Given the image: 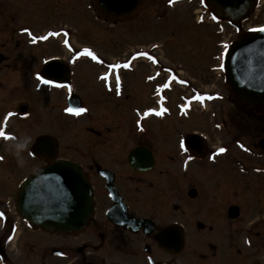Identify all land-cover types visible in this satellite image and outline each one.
I'll use <instances>...</instances> for the list:
<instances>
[{
	"label": "flooded vegetation",
	"instance_id": "af4514ba",
	"mask_svg": "<svg viewBox=\"0 0 264 264\" xmlns=\"http://www.w3.org/2000/svg\"><path fill=\"white\" fill-rule=\"evenodd\" d=\"M142 1H138L136 9ZM186 2L201 7L206 4V0H173L171 4L164 0L163 14L173 5ZM135 10L121 17L130 16ZM32 29L25 24L20 30H10L25 35ZM36 36L40 45L44 34ZM57 58L62 61L55 62L56 70L46 71L42 61L36 72L38 92H62L57 117L69 120L66 123L72 126L87 121V134L77 140L69 157L57 156L61 149L57 134H44L39 139L53 137L57 143L56 160L80 168L91 187L93 212L80 231L55 233L61 235L62 241L68 238V245L49 252L40 248L37 264H177V258L187 253L199 264H264L263 114L261 124L245 125V110L234 108L237 97L230 92L227 99L233 108L213 112L209 136L200 131V124L197 128L183 124L200 122V103L193 107L195 101L200 102V94L180 95L176 108L172 98L152 94L150 104L141 107L137 99L130 106L133 124L129 129L127 126L126 134H121L120 129L126 124L108 126L109 121H117L113 117L119 118L109 115L108 102H103L101 119L92 122V105L78 91L74 77V67L80 60ZM93 63L104 69L96 76L105 91L103 95L109 96L110 101L122 97L129 101L123 84L109 89L108 76H104L109 64L105 66L102 58ZM46 79L67 82V86L57 87L46 83ZM73 94L79 97L75 98L76 103L70 102ZM185 100L192 102L189 107L180 108ZM79 103L85 111H65L77 108ZM194 112L199 113L196 120ZM255 112H259L256 107L249 110ZM117 113L121 115L120 110ZM191 135L193 138L188 139ZM220 148L225 151L219 152ZM10 211L0 232V264H15L9 259L14 241ZM178 236L184 239L180 253L172 254L162 247ZM161 255L167 258L162 259ZM45 256L52 260L44 262Z\"/></svg>",
	"mask_w": 264,
	"mask_h": 264
},
{
	"label": "rangeland",
	"instance_id": "374dc122",
	"mask_svg": "<svg viewBox=\"0 0 264 264\" xmlns=\"http://www.w3.org/2000/svg\"><path fill=\"white\" fill-rule=\"evenodd\" d=\"M163 1L143 0L132 15L114 17L100 8L98 0H0V127L11 134L7 139L0 136V157L3 158L0 159V210L8 214L7 205H10L9 213L16 229V238L9 249L11 262L37 264L40 248L49 252L51 248L68 245V238L62 241L59 234L38 230L17 211L18 186L47 164L43 157L32 154L37 139L44 134H57L61 146L57 156L69 157L77 140L87 134V121L72 126L66 123L69 120L58 118L57 105L63 100L62 92H37V81L32 76L41 69L43 60L60 56L67 61L73 54L79 57L85 49L104 59L105 66L107 63L110 66L107 68L109 89L123 84V93L129 101L123 97L110 101L109 96L103 95L105 91L101 90L102 84L96 81V76L104 69L90 58L74 67V77L78 91L92 105V122L101 119L103 102H108L109 115L119 116L113 117L117 121H109L108 126L126 124L120 129L121 134H126L133 124L130 106L137 99L141 107L150 104L152 94L172 98L174 108L180 102L179 95L200 94V102L193 103L194 108L200 103V116L194 112V120L199 116L200 122L183 124H200V131L209 136L213 130V112L233 108L227 99L231 91L225 71L220 70L223 65L217 59L225 44L230 48L245 33L264 27V0L258 1L238 28L217 19L206 4L201 7L186 2L163 14ZM197 10H203L200 24H197ZM25 24L33 31L18 35L10 30H20ZM37 34H44L40 45ZM125 64L129 66L124 67ZM22 107L27 108L24 114L20 111ZM234 108L245 110L242 113L247 119L245 125L261 124L264 106L256 107L259 112L254 114L249 113L253 108L249 105L238 103ZM1 217L0 232L3 230ZM49 259L45 256L44 262ZM177 259V264H199L190 253Z\"/></svg>",
	"mask_w": 264,
	"mask_h": 264
},
{
	"label": "water",
	"instance_id": "95a60500",
	"mask_svg": "<svg viewBox=\"0 0 264 264\" xmlns=\"http://www.w3.org/2000/svg\"><path fill=\"white\" fill-rule=\"evenodd\" d=\"M138 1L98 0L106 13L117 16L132 12ZM208 3L218 17L239 24L249 15L255 0H208ZM47 67L58 69L53 63ZM226 67L231 88L239 99L254 106L264 105V28L245 36L233 46ZM50 144L55 148L52 142ZM38 146L39 143L35 149ZM91 197L90 186L78 166L58 162L20 185L18 210L27 221L51 234L71 232L82 228L91 215ZM162 245L171 252H179L183 242L179 244L173 240Z\"/></svg>",
	"mask_w": 264,
	"mask_h": 264
},
{
	"label": "snow or ice",
	"instance_id": "6c2138e0",
	"mask_svg": "<svg viewBox=\"0 0 264 264\" xmlns=\"http://www.w3.org/2000/svg\"><path fill=\"white\" fill-rule=\"evenodd\" d=\"M168 3L171 4L173 3V0H168ZM65 43H67V41H65ZM84 52L91 56L93 59H98V57L96 56L95 53H93L90 49H85ZM129 65L128 64H125L124 67H128ZM111 67L115 68V67H118V65H112ZM40 79H43V77H40ZM117 79H119V77H117ZM46 83H51V81H45ZM65 111H68V112H73V113H76V114H79L83 111H85V109H74V108H67L65 109ZM147 114V113H146ZM9 116H11L12 114L9 113L8 114ZM10 133H7L4 131V129L2 127H0V136L4 137V138H9L10 137ZM219 152H224L225 149L224 148H220L218 149ZM0 159H3L2 157H0Z\"/></svg>",
	"mask_w": 264,
	"mask_h": 264
},
{
	"label": "bare ground",
	"instance_id": "6f19581e",
	"mask_svg": "<svg viewBox=\"0 0 264 264\" xmlns=\"http://www.w3.org/2000/svg\"><path fill=\"white\" fill-rule=\"evenodd\" d=\"M81 61V60H80ZM83 61V60H82ZM77 65V64H76ZM39 153H43V151H41L40 149H39Z\"/></svg>",
	"mask_w": 264,
	"mask_h": 264
}]
</instances>
